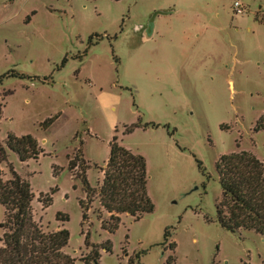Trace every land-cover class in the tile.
<instances>
[{
    "label": "rangeland",
    "instance_id": "obj_1",
    "mask_svg": "<svg viewBox=\"0 0 264 264\" xmlns=\"http://www.w3.org/2000/svg\"><path fill=\"white\" fill-rule=\"evenodd\" d=\"M234 2L0 0V139L31 134L43 149L26 162L7 149L0 170L7 180L12 166L30 183L43 231L69 230L74 264L107 241L101 264L137 255L136 264H264L263 236L217 220L219 158L246 150L264 162V130H255L264 115V0H240V13ZM115 135L146 158L155 208L139 220L121 215L109 233L99 220L108 212L97 195L87 198L69 162L81 151L97 189ZM5 212L0 205V224Z\"/></svg>",
    "mask_w": 264,
    "mask_h": 264
},
{
    "label": "trees",
    "instance_id": "obj_2",
    "mask_svg": "<svg viewBox=\"0 0 264 264\" xmlns=\"http://www.w3.org/2000/svg\"><path fill=\"white\" fill-rule=\"evenodd\" d=\"M15 74V73H14ZM1 81V78H0ZM2 106L0 108V118ZM133 127L126 129L131 133ZM256 131L264 130V115L258 120ZM16 153L22 162L38 159L43 153L39 141L31 134L16 136L8 133L4 145L0 139V165L8 160V151ZM89 167L79 151L69 162L70 171H81L75 176L84 185L87 198L97 195L101 206L108 212V218L99 215L101 226L109 233H114L120 223L121 215L128 214L135 220L154 211L155 205L148 193V172L146 158L124 147L115 135L110 142V154L105 167L101 168L103 181L96 189L89 185L86 170ZM216 168L222 187V196L218 200L217 220L226 230L236 233L240 230H252L264 237V162L253 153L241 150L222 155ZM11 178L5 180L0 170V205L5 207V219L0 224L3 235L0 239V264H74L75 259L65 252L69 244L70 232L59 228L45 232L35 222L32 208L34 193L30 183L10 167ZM55 191L51 192V195ZM52 196L43 201L45 208L52 203ZM83 220L87 218L84 211L85 201L80 200ZM57 220L66 222L68 216ZM171 236L165 231L164 245ZM86 246H91L89 233ZM175 249V245H170ZM101 249L112 251L111 242L105 245H93L90 255L82 258L85 264H101ZM139 255L130 257L129 264H136ZM168 259V264L173 262ZM139 264V263H137Z\"/></svg>",
    "mask_w": 264,
    "mask_h": 264
},
{
    "label": "built area",
    "instance_id": "obj_3",
    "mask_svg": "<svg viewBox=\"0 0 264 264\" xmlns=\"http://www.w3.org/2000/svg\"><path fill=\"white\" fill-rule=\"evenodd\" d=\"M234 7H235V12L237 13L242 12L240 0H235Z\"/></svg>",
    "mask_w": 264,
    "mask_h": 264
},
{
    "label": "water",
    "instance_id": "obj_4",
    "mask_svg": "<svg viewBox=\"0 0 264 264\" xmlns=\"http://www.w3.org/2000/svg\"><path fill=\"white\" fill-rule=\"evenodd\" d=\"M157 14V13H156ZM156 14L152 17V20H151V22L153 23V21H154V18H155V16H156Z\"/></svg>",
    "mask_w": 264,
    "mask_h": 264
}]
</instances>
